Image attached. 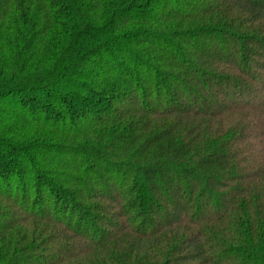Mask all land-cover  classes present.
I'll return each mask as SVG.
<instances>
[{
  "label": "trees",
  "instance_id": "obj_1",
  "mask_svg": "<svg viewBox=\"0 0 264 264\" xmlns=\"http://www.w3.org/2000/svg\"><path fill=\"white\" fill-rule=\"evenodd\" d=\"M0 264H264V0H0Z\"/></svg>",
  "mask_w": 264,
  "mask_h": 264
},
{
  "label": "rangeland",
  "instance_id": "obj_2",
  "mask_svg": "<svg viewBox=\"0 0 264 264\" xmlns=\"http://www.w3.org/2000/svg\"><path fill=\"white\" fill-rule=\"evenodd\" d=\"M44 135H45V134H43V132L38 133V136H40L41 138L45 137ZM111 250H112V249H111ZM113 251H115V249H114Z\"/></svg>",
  "mask_w": 264,
  "mask_h": 264
}]
</instances>
